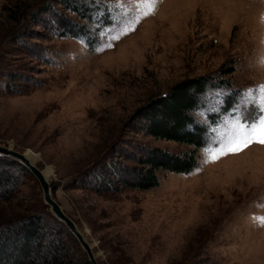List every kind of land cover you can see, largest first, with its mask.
<instances>
[{
	"label": "rangeland",
	"instance_id": "obj_1",
	"mask_svg": "<svg viewBox=\"0 0 264 264\" xmlns=\"http://www.w3.org/2000/svg\"><path fill=\"white\" fill-rule=\"evenodd\" d=\"M95 1L112 21L92 46L56 32L53 6L86 22L60 0H0V144L34 157L101 264H264V144L229 151L264 124V0ZM211 73L241 95L209 125L198 166L159 170V185L148 189L86 186L115 142L190 150L127 123L177 81ZM219 91L199 119L210 123L208 111L230 89ZM19 180L15 195L0 200V226L27 215L29 204L56 216L29 169Z\"/></svg>",
	"mask_w": 264,
	"mask_h": 264
},
{
	"label": "trees",
	"instance_id": "obj_2",
	"mask_svg": "<svg viewBox=\"0 0 264 264\" xmlns=\"http://www.w3.org/2000/svg\"><path fill=\"white\" fill-rule=\"evenodd\" d=\"M66 8L86 22L53 6V22L61 36L83 38L90 45L98 39L100 28L112 21L107 4L85 0H60ZM42 8V7H41ZM47 7L40 12H49ZM99 23L94 29L92 23ZM229 90L217 111H208L209 122L199 119L197 111L204 105L212 90ZM211 94V93H210ZM241 91L231 81L215 74L197 75L181 79L166 92L150 98L139 106L127 126L156 138L170 139L193 145L190 150L176 153L159 146H136L115 142L114 149L98 160L89 170L87 187L99 192L119 191L125 187L148 189L159 185V170L189 172L199 164L198 150L206 146L212 135L210 124L220 120L231 109ZM132 161L133 164L126 163ZM19 169L28 170L20 161L0 154V200L15 195ZM43 205H26L28 214L0 226V264H91L85 250L65 223L53 214L43 212ZM72 244H71V242ZM70 242V243H69ZM78 252L82 257L78 258Z\"/></svg>",
	"mask_w": 264,
	"mask_h": 264
},
{
	"label": "water",
	"instance_id": "obj_3",
	"mask_svg": "<svg viewBox=\"0 0 264 264\" xmlns=\"http://www.w3.org/2000/svg\"><path fill=\"white\" fill-rule=\"evenodd\" d=\"M0 154L10 156L20 161L34 174L42 186L44 200L50 205L51 211L56 215V217L62 220L69 230L76 236L82 248L86 251L90 262L92 264H101L93 250V246L87 240L75 220L64 211L61 204L53 196L51 182L46 177L43 170L31 160L25 151L0 144Z\"/></svg>",
	"mask_w": 264,
	"mask_h": 264
},
{
	"label": "snow or ice",
	"instance_id": "obj_4",
	"mask_svg": "<svg viewBox=\"0 0 264 264\" xmlns=\"http://www.w3.org/2000/svg\"><path fill=\"white\" fill-rule=\"evenodd\" d=\"M256 129H253V132L255 133ZM251 143H260L264 144V124L261 125L260 129V135L256 136L254 139H249L245 141L242 145H237L235 147H232L229 149L231 153H238L243 151L245 148H247ZM228 154V153H225Z\"/></svg>",
	"mask_w": 264,
	"mask_h": 264
},
{
	"label": "bare ground",
	"instance_id": "obj_5",
	"mask_svg": "<svg viewBox=\"0 0 264 264\" xmlns=\"http://www.w3.org/2000/svg\"><path fill=\"white\" fill-rule=\"evenodd\" d=\"M31 158V160L35 163L34 157L32 155L29 156ZM44 172V171H43ZM45 174V173H44ZM46 175V174H45ZM46 177L49 179V176L46 175Z\"/></svg>",
	"mask_w": 264,
	"mask_h": 264
}]
</instances>
